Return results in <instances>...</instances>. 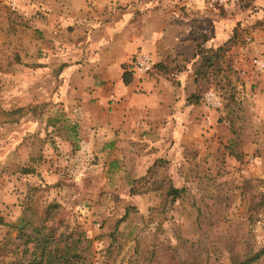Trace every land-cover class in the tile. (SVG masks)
Returning a JSON list of instances; mask_svg holds the SVG:
<instances>
[{
    "label": "rangeland",
    "instance_id": "obj_1",
    "mask_svg": "<svg viewBox=\"0 0 264 264\" xmlns=\"http://www.w3.org/2000/svg\"><path fill=\"white\" fill-rule=\"evenodd\" d=\"M66 8L0 0V264H27L11 225L32 228L48 204L54 236L76 228L88 239V264H229L263 249L264 71L251 66L263 48L238 33L242 50L200 55L183 76L186 116L94 147L66 102V69L92 40L61 19ZM254 26L263 44L264 19ZM247 264H264V251Z\"/></svg>",
    "mask_w": 264,
    "mask_h": 264
},
{
    "label": "crops",
    "instance_id": "obj_2",
    "mask_svg": "<svg viewBox=\"0 0 264 264\" xmlns=\"http://www.w3.org/2000/svg\"><path fill=\"white\" fill-rule=\"evenodd\" d=\"M61 3L67 7L61 19L80 22L81 33L92 40L81 63L66 69L71 89L66 102L78 104L79 129L83 135L95 136L94 147L103 144L105 136L138 132L142 124L167 116H186L190 105L185 106L182 97L184 73L200 55L233 42L238 33L248 41L245 46L256 42L264 52V43L258 42L263 32L254 26L264 19V0H241L235 6L198 12L186 10L175 0ZM234 41L232 51L242 50L243 45ZM137 50L150 54L158 74L138 76L128 71L130 57ZM236 67L245 70L241 63ZM124 72L130 73L125 83ZM164 72L176 77L178 85Z\"/></svg>",
    "mask_w": 264,
    "mask_h": 264
},
{
    "label": "trees",
    "instance_id": "obj_3",
    "mask_svg": "<svg viewBox=\"0 0 264 264\" xmlns=\"http://www.w3.org/2000/svg\"><path fill=\"white\" fill-rule=\"evenodd\" d=\"M231 43V40L225 42L223 45L219 46L216 51L220 53L225 52L227 48L230 47L229 45ZM126 74L128 75L130 73H123L122 81L124 83L128 81V76H126ZM176 192L177 189L171 188V194L175 195ZM53 206L55 205L48 204L44 207L41 219L32 228L29 223L25 226V222H22V217L18 218L11 225L17 230L19 238L24 239V244H27L23 250V253L30 257L27 264H88V239L83 236L81 230L70 228L54 236L55 227H53L52 223L48 222L49 217L47 214ZM126 215L127 213L125 212L120 219L125 218ZM23 230L25 231L23 232ZM263 251L264 248L256 251L249 258L244 260H235L236 258L232 257L229 264H247L258 258ZM171 263L194 264V261H172L169 264Z\"/></svg>",
    "mask_w": 264,
    "mask_h": 264
},
{
    "label": "built area",
    "instance_id": "obj_4",
    "mask_svg": "<svg viewBox=\"0 0 264 264\" xmlns=\"http://www.w3.org/2000/svg\"><path fill=\"white\" fill-rule=\"evenodd\" d=\"M188 11L217 10L224 6H235L239 0H175ZM154 62L149 53L137 50L133 52L128 63V71L138 76H146L151 73ZM251 66L255 71H264V61L261 57H253ZM206 107H214L218 104L217 96L213 91H207L204 95Z\"/></svg>",
    "mask_w": 264,
    "mask_h": 264
}]
</instances>
